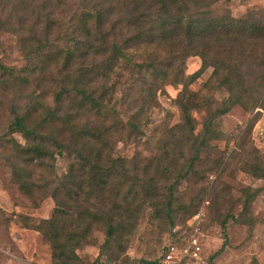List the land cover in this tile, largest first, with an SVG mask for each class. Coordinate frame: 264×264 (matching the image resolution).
Returning a JSON list of instances; mask_svg holds the SVG:
<instances>
[{
  "label": "trees",
  "instance_id": "trees-1",
  "mask_svg": "<svg viewBox=\"0 0 264 264\" xmlns=\"http://www.w3.org/2000/svg\"><path fill=\"white\" fill-rule=\"evenodd\" d=\"M217 1L0 0V43L2 36H11L19 51L33 62L26 77H20V85L31 84L30 78L38 80L58 66L65 77L55 99L59 104L64 99L69 100L76 107L74 112L64 115L45 107V114L37 120L25 113L18 114L11 123L10 132H21L26 139L25 144L15 138L6 142L14 152L13 178L20 188L25 193L34 192L29 180L32 169L53 157L51 144L59 149L58 154L70 159L65 172L60 176L52 175V187L55 186L50 193L52 196L59 189L69 199L81 195L88 197L97 190L105 192L111 184L112 205L106 216L101 217L106 227L105 248L116 241L117 234L124 228L122 210L131 213L125 201L137 194H143L145 200L156 201L159 197L164 200L155 205L157 216H166L174 226L171 232L176 235L171 213L176 184L168 187L169 195L165 197L159 168L151 172L152 169L146 167L145 178L140 177L136 158L115 157L109 150L119 119L117 111L105 98L109 91L116 92L117 85L124 83L114 82L109 91L104 83L120 69L134 75L125 96L128 104L136 109L128 120L133 132H141L142 114L146 107L157 102L156 94L164 85H182L178 101L186 123L180 131L187 136L192 162L198 161L201 153L210 147L209 141L221 138V131L214 126L216 117L236 106L251 110L264 108V93L257 94L264 86V15L257 18L249 12L241 18L230 14L216 16L211 6ZM189 56L202 60L201 67L191 74L186 73ZM212 67V75L204 87L211 93L220 89L229 93L213 110L209 93L203 95L189 88ZM15 71V66L0 60V80L5 75L14 76ZM100 88L102 91L97 94ZM197 110L207 112L200 132H196L192 117V111ZM82 112L94 116L95 120H84ZM108 121H112L111 125L106 124ZM175 132L176 129L172 134ZM247 165L253 176L264 179L262 156ZM191 167L190 164L181 179ZM168 171L169 166L160 173L165 176ZM51 184L44 183L38 188L45 193ZM258 191L248 193L245 209ZM62 203L65 202L58 200L59 216L69 217L72 204ZM187 212L189 215L195 213L189 208ZM99 218L98 215L80 216L76 224L72 218L69 224H64L58 216H53L34 226L52 243L58 263L72 264L76 250ZM227 220L226 217L222 223L224 232ZM224 235L223 244L210 256L208 264H215L214 260L225 250L228 236L226 232ZM172 245L168 243L164 247L161 259L148 264H168L165 259Z\"/></svg>",
  "mask_w": 264,
  "mask_h": 264
},
{
  "label": "rangeland",
  "instance_id": "rangeland-1",
  "mask_svg": "<svg viewBox=\"0 0 264 264\" xmlns=\"http://www.w3.org/2000/svg\"><path fill=\"white\" fill-rule=\"evenodd\" d=\"M211 11L216 16L230 14L235 18L252 12L259 18L264 15V0H218L211 6ZM0 60L16 67L14 76L5 75L0 80V264H59L53 255L52 243L34 225L53 216H58L60 223L64 224H69L71 218L76 224L80 216L104 217L112 205V187L110 184L105 192L97 190L88 197L81 195L69 199L59 189L52 196L50 193L55 187H52V175L60 176L65 172L70 159L58 154L59 149L50 144L53 157L48 158L46 164L32 169L29 180L34 192L25 193L20 188L13 178L14 152L6 142L15 138L25 144L26 139L21 132H10L11 123L18 114L25 113H30L32 119L37 120L45 107L55 109L60 115L74 112L76 107L69 100L64 99L59 104L55 99L65 77L58 71V66L52 67L38 80L30 78L31 84L20 85V77H26L33 62L25 58L9 35L1 37ZM201 64L200 57L189 56L186 73L195 72ZM212 71L213 67L209 68L189 88L201 91L203 95L209 93L213 110L229 93L226 89L211 93L204 87ZM133 78V74L120 69L109 81H103L108 91L114 82L124 83L117 85L116 92L109 91L105 98L117 111L119 119L109 150L115 157L136 158L140 177L145 178L146 167L151 168V172L170 167L165 176L160 170L158 174L161 185L165 186V197L169 195L168 187L174 184L177 187L172 196L171 210L177 234L171 232L174 226L166 216H157L155 205L159 200L161 202L158 203L164 202L161 197L151 201L145 200L143 194L129 196L124 204L132 210L131 213L122 210L125 214L124 228L117 234L116 241L104 247L106 227L103 218H99L76 250L72 264H146L145 261L148 264L163 257L168 243H173L180 253L191 234H198L202 258H186L177 264H208L210 256L223 244L225 232L228 244L214 260L215 264H264V179L253 176L247 165L256 162L258 156H262L264 162V108L251 110L236 106L216 117L214 126L221 131V138L210 140V147L201 153L198 161L192 162L187 136L180 131L186 123L178 101L182 85H164L163 90L156 94L157 102L146 107L142 114L141 132H133L128 122L136 109L128 104L129 99L125 97ZM99 91L102 88L97 94ZM263 93L264 86L257 94ZM82 114L84 120H95L86 112ZM192 117L196 132L202 131L207 112L192 111ZM111 122L106 124L111 125ZM174 129L176 132L172 134ZM190 164L192 167L181 179ZM166 176L168 178L165 179ZM78 180L81 181L79 177ZM48 182H52L48 193L39 190L38 185ZM75 190L79 192L77 188ZM255 190L259 191L245 209L248 193ZM58 200L64 201L63 205L72 204V210H67L69 217L65 214L59 216L61 207ZM188 208L195 213L189 215ZM226 217L228 224L224 232L222 223ZM192 224L198 227L197 231Z\"/></svg>",
  "mask_w": 264,
  "mask_h": 264
},
{
  "label": "built area",
  "instance_id": "built-area-1",
  "mask_svg": "<svg viewBox=\"0 0 264 264\" xmlns=\"http://www.w3.org/2000/svg\"><path fill=\"white\" fill-rule=\"evenodd\" d=\"M199 216V215H198ZM191 221H189L190 223ZM199 224V223H198ZM193 225V224H192ZM195 230L197 231L198 227L194 224ZM198 234H191L187 244L184 249L179 253L176 251V246L172 245L170 251L166 255L165 262L168 264H177L182 262L186 257L192 259H201L202 244L200 242Z\"/></svg>",
  "mask_w": 264,
  "mask_h": 264
}]
</instances>
